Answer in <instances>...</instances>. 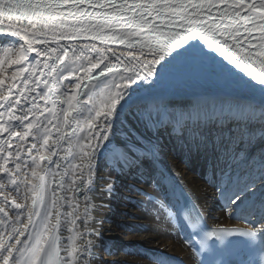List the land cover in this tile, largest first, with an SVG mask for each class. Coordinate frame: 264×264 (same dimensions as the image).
<instances>
[{
  "label": "snow or ice",
  "instance_id": "1",
  "mask_svg": "<svg viewBox=\"0 0 264 264\" xmlns=\"http://www.w3.org/2000/svg\"><path fill=\"white\" fill-rule=\"evenodd\" d=\"M174 67L247 90L259 114L235 129L161 118L156 102L138 101ZM169 125L250 227L209 229L190 196L177 208L167 192L131 190L185 230L200 264H227L217 257L234 235L264 257V0H0V264H96L93 197L116 195L117 183L96 162L143 180Z\"/></svg>",
  "mask_w": 264,
  "mask_h": 264
},
{
  "label": "bare ground",
  "instance_id": "2",
  "mask_svg": "<svg viewBox=\"0 0 264 264\" xmlns=\"http://www.w3.org/2000/svg\"><path fill=\"white\" fill-rule=\"evenodd\" d=\"M64 83L67 84V81ZM159 91L155 97L144 96L138 103L144 105L156 102L163 109L162 114L166 110L163 117H167L170 121H183L187 125L189 122H194L190 126L194 128L203 125L207 120L209 124L223 122L226 126L235 129L238 122L242 124L253 112L256 115L259 114L258 97L254 99L247 90L230 87L222 81L209 78L188 67L170 69L161 82ZM255 126L258 128L259 124L256 123ZM169 128L167 131H162L160 135L159 142L162 145V151L159 152L154 166L146 170L143 180H137L139 185L137 184L136 187L148 192L147 179L157 180L160 183L165 181L169 188L164 192L169 193L170 188L180 184L199 201L208 214H211L210 218L214 225H225L227 214L216 212L212 189L199 177L205 170V165H202L204 162H201L203 154L190 148L188 143L180 138L183 143L177 144L179 141L172 138L173 133L170 135L172 128L171 126ZM53 132L55 133L54 128ZM54 140L55 137L53 143ZM96 164L99 166L100 176H106L103 172L104 165H101L99 161ZM117 175L116 178L112 176L117 181L116 195L102 198L98 191L93 197V202L97 207L92 210L94 219L88 227L98 231V235L89 237L94 241L96 264H155L147 258L148 256L188 258L189 251L172 236L169 221L163 218V214L159 220L156 218L153 204L146 203L143 194L140 193L131 198L133 202L143 201V207L135 203H130L129 206L123 201L127 184L135 183L131 181L127 183L125 181L127 176ZM93 179L96 181L95 176ZM103 186V180L97 182L98 188ZM140 207L144 209L137 210ZM82 208L83 201L81 211ZM61 231L65 236L68 234L64 232L63 227ZM131 244L137 249L126 250L120 255L115 253L117 247L125 248ZM143 253L147 255L143 256Z\"/></svg>",
  "mask_w": 264,
  "mask_h": 264
},
{
  "label": "rangeland",
  "instance_id": "3",
  "mask_svg": "<svg viewBox=\"0 0 264 264\" xmlns=\"http://www.w3.org/2000/svg\"><path fill=\"white\" fill-rule=\"evenodd\" d=\"M164 113H165V110H164ZM163 113V114H164ZM162 114V113H161ZM162 114V115H163ZM161 115V116H162ZM252 151H255V149H252ZM103 172L106 174V175H111V176H114L115 178L118 176L117 174L118 173H116V172H114V171H110L108 168H107V166L106 165H104L103 166ZM125 181H127V183H129V181H131L132 183H135V184H132V185H129V184H127V186H126V188H125V191H124V193H125V197L123 198V201L125 202V203H127L129 206H130V203L128 202V199L127 198H132L133 196H137V195H140V193L139 192H134V191H132L131 189H132V186L134 185L135 187H136V185L138 184L139 185V182L137 181V180H133V179H131V178H127V179H125ZM136 188H138V186L136 187ZM146 188H147V191L149 192V193H152V194H155L156 193V189L153 187V184L151 183V182H148L147 183V185H146ZM144 197L146 198L144 201L146 202V203H148V199H147V197L144 195ZM129 206H128V208H129ZM143 207V206H142ZM144 208H146L145 206H144ZM143 208V209H144ZM139 209H141V207L140 208H137V210H139ZM143 209H141V210H143ZM122 249H123V251H122ZM137 249V247L135 246V245H133V244H131V245H127L125 248H116L115 249V253L117 254V255H120V254H124V251H126V250H131V251H134V250H136ZM112 252V251H111ZM108 254L110 253V252H107ZM143 256H145V253H143L142 254Z\"/></svg>",
  "mask_w": 264,
  "mask_h": 264
}]
</instances>
